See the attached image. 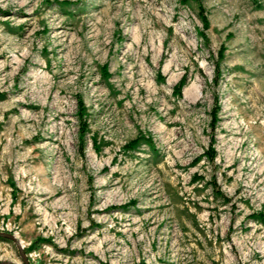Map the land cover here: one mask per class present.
I'll use <instances>...</instances> for the list:
<instances>
[{"label": "rangeland", "instance_id": "374dc122", "mask_svg": "<svg viewBox=\"0 0 264 264\" xmlns=\"http://www.w3.org/2000/svg\"><path fill=\"white\" fill-rule=\"evenodd\" d=\"M0 232V264H264V0H0Z\"/></svg>", "mask_w": 264, "mask_h": 264}, {"label": "trees", "instance_id": "16d2710c", "mask_svg": "<svg viewBox=\"0 0 264 264\" xmlns=\"http://www.w3.org/2000/svg\"><path fill=\"white\" fill-rule=\"evenodd\" d=\"M181 83H182V82H180L179 85H176L175 88H174V90H175L177 93H180V92H181V91H180V90H181ZM215 118H216L215 110H213V111H212V114H211V120H212V123L215 122ZM138 139H139L138 137L132 139L131 141H129L128 145L135 144V143L138 141ZM144 139H145L147 142H151L149 138H146V137H145ZM212 149H213V148L211 147V150H212ZM208 151H209V150H208ZM213 153H214V152H211V155H210L211 158L213 157V156H212Z\"/></svg>", "mask_w": 264, "mask_h": 264}, {"label": "water", "instance_id": "95a60500", "mask_svg": "<svg viewBox=\"0 0 264 264\" xmlns=\"http://www.w3.org/2000/svg\"><path fill=\"white\" fill-rule=\"evenodd\" d=\"M4 235V234H6V233H2V232H0V235ZM7 235H9L15 242H17V244H19V241H17V239L15 238V236L14 235H12V234H7Z\"/></svg>", "mask_w": 264, "mask_h": 264}]
</instances>
